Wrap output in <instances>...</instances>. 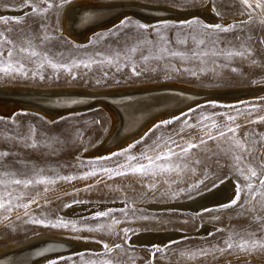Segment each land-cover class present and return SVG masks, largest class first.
<instances>
[{
  "label": "rangeland",
  "instance_id": "1",
  "mask_svg": "<svg viewBox=\"0 0 264 264\" xmlns=\"http://www.w3.org/2000/svg\"><path fill=\"white\" fill-rule=\"evenodd\" d=\"M84 1L130 0H0V17L9 18L7 23L0 20V32L13 42L0 48V60L7 62L8 50L12 49L11 62L23 63L28 72L26 76L0 73V85L104 91L126 85L169 84L251 93L212 99L155 117L136 135L114 144L108 143V137L117 119L101 104L61 111L54 117L18 105L0 109V153H9L0 156V173L14 174L0 176V203L5 205L0 208V248L44 235H64L100 244L37 264H264V248L241 251L236 247L242 241H248L249 247L254 240L264 242V186L260 184L264 179V90H256L264 87V0H259L260 7L257 0L247 4L242 0H131L177 6L180 11L150 22L118 13L111 23L91 27L80 37L65 30L64 11L71 2ZM207 4L224 20L201 16L198 10ZM193 19L197 25L180 27L181 22ZM123 20L130 22L128 27H121ZM138 23L150 27L145 31L135 27ZM204 24H220L230 30H206ZM200 39L205 44H199ZM20 48L38 55L25 60L27 53ZM90 60L94 61L90 68L75 67L71 72L49 65V61L71 65L73 61ZM132 67L140 75H133ZM166 120L172 123L149 131ZM213 123L216 127H211ZM228 127L235 132H228ZM221 130L226 133L224 137L218 136ZM209 132L217 138L210 140ZM201 139L206 143H200ZM189 142L198 147L187 155L172 157L171 163L158 161L165 167L178 165L176 170L127 175L104 171L127 164V155H156L167 147L180 152L176 145L186 147ZM104 143L110 146L100 151ZM129 145L135 146L124 155L112 156ZM102 157L111 159H98ZM249 168L257 176L251 177ZM92 171L96 175H87ZM231 177L241 189L239 201L232 207L216 204L190 211L174 205L202 196ZM14 179L33 183L25 187L12 183ZM41 179L52 182H36ZM90 201L119 205L84 216L64 210L75 202ZM152 202H162L163 209H150ZM99 212L109 215L97 217ZM59 221L69 227L52 226ZM205 223L209 231L198 229ZM151 228L173 232L171 241L152 239L147 245L132 241L134 232ZM226 241L233 247L227 248Z\"/></svg>",
  "mask_w": 264,
  "mask_h": 264
},
{
  "label": "bare ground",
  "instance_id": "2",
  "mask_svg": "<svg viewBox=\"0 0 264 264\" xmlns=\"http://www.w3.org/2000/svg\"><path fill=\"white\" fill-rule=\"evenodd\" d=\"M130 1L129 2L106 1L100 3H92V2L90 3L85 1L74 2V3L71 2L72 4L70 3L68 7L66 6L67 8L64 11L65 30L70 34H74V35L80 34L81 37L83 36L81 34L86 30H88L89 28L95 27L97 25L98 26L103 25L106 22H110V20H113L115 16L119 15L118 13L125 12L130 15L136 14L137 16H144L141 18L151 19L153 17V15L151 14L153 13H156L157 15L159 14L161 15L166 13L169 14L170 12L174 14L180 11L179 8H177V6L172 7L171 5V7L169 8L168 7L169 5L159 6L153 3H145L143 1L139 3H136L134 1L130 2ZM203 7L204 8L202 9L200 8L198 10V13L201 16H204L209 19H213L214 21H218L221 18L222 21L224 20L223 19L224 16L219 15L212 5L207 4ZM256 90L258 92L263 91L264 87L263 88L261 87ZM231 91L232 90L214 91V89L206 90L205 88L202 87L192 88L184 85L182 86V85H169V84L151 85L147 87H139L136 85L127 87L126 85V87L122 89L104 90V91H86V90H78L73 88L47 89V88H37L33 85L27 86V85L1 84L0 109L11 108L13 105L25 106V107L26 105L39 106L37 108H41V110H43L46 115L53 117L56 115V113H58V109L50 108L49 107L50 104L54 106L59 105L60 107L72 106L79 108L78 106L85 105L91 99L102 96L106 100L105 99L103 101L97 100V104L106 106L111 112L110 115L112 116V118L115 121L117 119V121L115 122V126L112 128V130H110L111 132L108 137L111 138L108 141V143L114 144L136 135L155 117L171 114L172 110L181 108V106H183L185 102H187L188 100H190L192 97L195 96L194 94H202L204 92H206V94L209 93L211 94L212 92L217 94V93H225ZM113 93L116 94L111 95ZM68 110H75V109L68 108L64 111H68ZM108 143H104V145L102 144L99 150L103 151L105 147L108 148V146H110V144L107 146ZM237 186L238 183L236 179L234 177H231L226 181H223L222 183L217 185L214 189L212 188V190L204 193V195L202 196H197L193 199L187 198L184 200H180L177 201V203H175L174 205L176 206V208H180V209L199 211L205 207L213 206L222 203L223 201L234 198L236 196ZM219 194H222L221 197L222 196H226V197L220 198L218 197ZM214 195L217 198L216 197L215 199L211 198ZM113 205H119V204H107L101 201L75 202L73 204L68 205L64 210L66 211V213L71 214L73 216H84L85 214L86 215L92 214L97 211L107 209L108 206H113ZM148 205L156 208L164 206L162 202H152ZM201 226L202 225H200V227L198 226V229L202 228V230L207 229L206 231H209L208 228H210V226L208 224L205 223L203 224L202 227ZM144 231H147L148 233L151 231H157L159 233L161 232L162 237H164V238L159 237L160 242L162 243L167 239V234L163 233V229L151 228V229H145ZM142 232L140 231L134 232L132 238L137 237L140 240L142 239L146 240L145 235L141 234ZM177 232L180 233V231ZM198 232L202 233L201 230L200 231L198 230ZM170 234H174V233L172 232ZM48 237L62 243H66L71 240H77V243L80 245L87 243V244H92V246L93 245L99 246L98 244H100L95 241L84 240V238L83 239H77L75 237L70 238V237H65L64 235L63 236L49 235ZM29 241H26L24 243L23 242L17 243L14 246H8V247L5 246L6 248H0V264H20L19 260L16 261L12 259V257H14L13 254L15 253V251L22 249V247L28 244ZM243 264H252V263L245 262Z\"/></svg>",
  "mask_w": 264,
  "mask_h": 264
},
{
  "label": "snow or ice",
  "instance_id": "3",
  "mask_svg": "<svg viewBox=\"0 0 264 264\" xmlns=\"http://www.w3.org/2000/svg\"><path fill=\"white\" fill-rule=\"evenodd\" d=\"M242 2L247 4L248 0H242ZM49 6H51V5H49ZM257 7H260L259 0H257ZM11 19L15 20L16 22H19V18H17V17H13ZM0 20H3L5 23H7L9 18L8 17H0ZM129 23L130 22L128 20H123V21H121V27H128ZM185 25H188L189 27H191L193 25H197V21L195 19L190 20V21H183V22H181L180 27H184ZM135 27H137L139 29H143L146 31L150 26L143 24V23H138L135 25ZM165 27H166V25H165ZM203 28L206 30H213V31H220V32H228L230 30V27H222L220 24H214V25L204 24ZM45 39H47V37H45ZM205 42L206 41L204 39L199 40V44H205ZM6 44H13V42L11 40L3 38V33L0 32V48H2ZM14 47H15V45H13V48ZM19 51L22 53H24V52L27 53V55L24 57L25 60L30 59L32 57H36L38 55V53L36 51H34V50L28 51V49H26V48H20ZM133 51H135V49H133ZM0 55H2V51H0ZM7 55L9 58V60L7 62L0 60V73H3L5 75H11L13 73H15L17 75H24V76L28 75V72L25 70V65L23 63L17 62L16 64H13L11 62L13 55H14V52L12 49L8 50ZM172 55H179V53H172ZM45 59H47V57H45ZM93 62L94 61H91V60L88 62L73 61L71 65H68V64H57V63H53V62L49 61V65L53 69L63 68L64 70L71 72V69L75 68V67L83 66L85 68H90ZM109 62H111V61H109ZM41 67H43V65H41ZM132 74L136 75V76L140 75V73L135 70V67H132ZM234 119H235L234 117H229V120H234ZM261 119H264V118H261ZM170 123H172L171 120L161 121L159 124L154 125V128L150 129L149 131L151 132V131L158 129L162 126H166ZM211 127H216L215 123H213L211 125ZM227 131L234 133L235 129L232 127H228ZM225 135H226V133L222 130L218 132V136H220V137H224ZM208 138L210 140H214L217 137L212 135L211 132H209ZM157 139L159 140L160 138H157ZM169 139L171 140V138H169ZM137 143H139V141ZM167 143H168V141H165V144H167ZM171 143L176 144V142L174 140H172ZM200 143H206V141L201 139ZM154 144L156 145L157 148L160 147V145L158 143L154 142ZM134 146L135 145H129L127 149H124L119 153H113L112 156L124 155L125 153L129 152L130 149L133 148ZM239 146L243 147V145H239ZM32 147H35V144H33ZM176 147L180 148V152L175 151L174 148H172V147H167L165 151L158 152L156 155H147L146 153L141 154L140 157L133 156V155H127L126 156V160L128 161L127 164L118 166V170L104 169V171L107 172L109 175H112L113 172H115L116 175H127L129 173H131V174H138V173L139 174H149V173L155 174V172L157 170H159L160 172L173 171V170H176V168H178L179 166L177 165L176 168L165 167V166L159 164L158 161L163 160V161L171 163L172 157L180 156L181 154L187 155L191 149L198 147V145L189 142L186 147L180 146V145H176ZM8 154L9 153L4 152V153H0V156H7ZM98 159H111V157H102V158H98ZM141 160H145L147 162L146 163L139 162ZM132 161H137V163L133 164V163H131ZM249 172L251 174V177L257 176V172L254 169L249 168ZM7 175H14V174L0 173V176H7ZM87 175H96V173H95V171H92V172H89ZM62 179H71V177H63ZM246 179H248V177H246ZM36 182L37 183H49L52 181H46V180L41 179V180H37ZM0 183H3V180H0ZM12 183H14L16 185H23V186L27 187L31 183H33V181L30 179H14V180H12ZM260 184L262 186H264V179H260ZM198 186L199 185H194L193 187H198ZM247 187L249 190H251L253 188V185L251 183H249L247 185ZM240 191H241L240 187L237 186L236 196L232 200H230L228 204L221 205L220 207L227 208V207H232L235 204H237V202L239 201V198H240ZM27 206L28 205H23V207H27ZM3 207H5V205L3 203H0V208H3ZM9 210H11V209L9 208ZM206 211H207V209H206ZM96 215H97V217H104V216H108L109 212H99ZM34 222L35 223H43L42 221H34ZM52 226L53 227H65V228L69 227L68 223H66L64 221H59L58 223H56ZM72 227L75 230V225H72ZM88 230L92 231V230H96V229L89 228ZM226 244H227V248L233 247V244L229 241H226ZM104 247L107 249L108 245H104ZM116 247L119 248L120 245H117ZM236 247H238L241 251H250V250L255 249L257 247L264 248V242L254 240L251 243V247H249L248 241H242V242L238 243L236 245ZM224 250H226V249H221V251H224ZM102 264H110V262L104 261V262H102Z\"/></svg>",
  "mask_w": 264,
  "mask_h": 264
},
{
  "label": "water",
  "instance_id": "4",
  "mask_svg": "<svg viewBox=\"0 0 264 264\" xmlns=\"http://www.w3.org/2000/svg\"><path fill=\"white\" fill-rule=\"evenodd\" d=\"M133 15L138 17L139 19H141L143 21L150 22V21H153V20L158 19L160 17H165L166 15H168V13L161 14V15L160 14L157 15L156 13H153V14H151V15H153V17L151 18L152 20L148 19V18H141L144 16H137L136 14H133ZM130 93H132V92H130ZM204 93L194 94L195 96L192 97L187 102H185V104L183 106H181V108H178L176 110H172L171 113L181 111L185 108L194 106V105L201 103V102H204V101H208V100H212V99H226V97H238V95H244L246 93H251V91L242 90V91H231V92L217 93V94L213 93V92L211 94L210 93L206 94V92H204ZM115 94L116 93H113L111 95H115ZM104 99L105 98H103L102 96L95 97V98L91 99L90 101H88L85 105L78 106L79 108L72 107V106L71 107H66V106L60 107L59 105L54 106L52 104H50L49 107L58 109V112L64 111L68 108H72L75 110H85V109H89V108L97 106V100L103 101ZM42 106H44V105H42ZM23 107L26 109H30V110L45 114L44 111L41 110V108H37L39 106L26 105V107L25 106H23ZM221 195L222 194H219L218 197H220V198L226 197V196L221 197ZM215 197L216 196L214 195L211 198L215 199ZM230 200L223 201L222 203H219V204L225 205ZM150 209L161 210V209H163V207L156 208V207L150 206ZM151 232L148 233L147 231H144L141 233V234L145 235L146 240H143V239L140 240L137 237H135V238H132V241L136 245H147L149 243V241L152 239L158 240V239H160L159 237L164 238V237H162L161 232L160 233L157 231H151ZM171 236H172V234H169V235L167 234V239L164 242L171 241V239H170ZM88 248H94V246L92 247L91 244H87V243L80 245L77 243V240H71L69 242L62 243V242H58L57 240H53V239L49 238L48 236H41V237H37V238L30 240L28 242V244H26L24 247H22V249L15 251V253L13 254L14 257H12V259L16 260V261L19 260L20 264H37L38 262H40L43 259H49V258L58 256V255H62V254H66V253H75V252H79L81 250L88 249ZM252 264H256V263H252Z\"/></svg>",
  "mask_w": 264,
  "mask_h": 264
}]
</instances>
